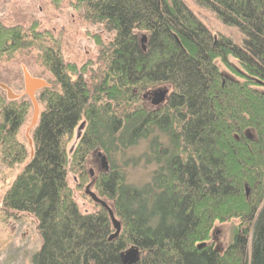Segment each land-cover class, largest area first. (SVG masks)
<instances>
[{
  "label": "trees",
  "instance_id": "16d2710c",
  "mask_svg": "<svg viewBox=\"0 0 264 264\" xmlns=\"http://www.w3.org/2000/svg\"><path fill=\"white\" fill-rule=\"evenodd\" d=\"M76 1L111 36L93 94L83 68L64 64L55 45L43 48L44 35L0 24V58L38 48L58 87L43 89L33 157L3 198L4 210L36 221L31 264H124L130 248L133 264H264V0H194L236 30L239 44L214 37L183 0ZM159 86L170 88L166 101L145 108L141 95ZM28 108L8 107L2 121L19 129ZM83 120L71 158L79 167L88 152L149 139V183L125 184L114 167L100 177L121 227L111 241L107 212H80L65 180V139ZM25 160L4 158L11 166ZM232 220L239 225L220 252L208 243L211 231Z\"/></svg>",
  "mask_w": 264,
  "mask_h": 264
},
{
  "label": "rangeland",
  "instance_id": "374dc122",
  "mask_svg": "<svg viewBox=\"0 0 264 264\" xmlns=\"http://www.w3.org/2000/svg\"><path fill=\"white\" fill-rule=\"evenodd\" d=\"M183 1L214 37L228 36L236 44H239L241 37L236 30L221 25L214 14L199 8L194 0ZM0 24L4 27L16 25L22 28L23 33L28 36L32 34L31 28L33 27L34 31L44 35L41 43L43 48L55 45L60 51L59 54L64 64L75 67L78 72L83 68L84 80L93 94L94 88L98 86L103 76L102 72L105 68L103 61L105 60L102 52L111 41V36L102 25L93 24L87 19L84 6L79 7L76 0H0ZM39 54V49L32 46L28 50L15 53L10 58L2 56L0 58V82L8 85L15 93L21 94L23 92L22 68H25L31 77L46 81L49 90H57L58 87L55 85L53 77L42 66ZM217 66L222 74L232 75L230 70L220 62H217ZM236 68L238 69V66ZM158 90L170 91V88L159 86L144 92L141 96L145 108L156 110L160 107L151 105L153 94ZM42 92L43 90L37 95L39 96ZM3 98L6 99L4 94ZM23 99L26 100V98ZM21 102L18 101L17 104ZM31 107L29 102L27 116L18 134L20 141L24 139L26 130L30 126ZM39 107V111L42 113L43 105L40 102ZM123 108L126 110L128 106ZM117 115H121L120 112ZM83 122L85 123L84 120L79 123L72 138L65 139L68 158L65 180L80 212L92 214L98 211V206L85 195L87 186H90L91 192L113 209L112 203L100 195L98 189L100 177L108 176L114 167L117 172L123 175L125 184L140 187L150 182L155 166L144 164V158L149 152V139L140 140L135 146L129 148L111 150L110 154H105L101 149L88 152L81 167L73 164L72 154L77 149L80 136L86 129L82 128L78 132ZM98 154L105 157L106 169L102 168L101 157H98ZM29 159L26 158L22 164L11 166L4 162V158H0V264H31L33 254L40 248L35 219L27 214L6 211L3 206L5 193L23 171ZM238 225L239 220L223 224L216 223L208 243H213L218 251H224L230 241L233 229Z\"/></svg>",
  "mask_w": 264,
  "mask_h": 264
},
{
  "label": "flooded vegetation",
  "instance_id": "af4514ba",
  "mask_svg": "<svg viewBox=\"0 0 264 264\" xmlns=\"http://www.w3.org/2000/svg\"><path fill=\"white\" fill-rule=\"evenodd\" d=\"M77 5L80 7L78 3ZM24 72H27V70L25 68H22L23 92L21 94L15 93L11 88H9L8 85L0 82V158H11V159L21 158V154H25V158H32L34 154V146L32 142V131H33V128H35L37 125L39 116L41 114L40 111H39L38 118H37L35 125L33 127L29 126L27 128L26 133L24 135V139H21V141L18 140V134H19L20 128L13 129L12 124L6 121L4 122L2 121V118H3L2 112L3 111L5 112L8 107H13L14 109H18V107L21 108L24 104L29 105V102L32 106V103L29 99L30 97H28L25 94ZM34 79H37V78H34ZM44 82L47 84L46 81ZM48 87L49 85L47 84L46 88ZM43 89L35 92V99L38 103V107H39V102L41 103L40 96L42 93H40L39 96L37 94ZM8 91L10 93H8ZM3 94L6 99L3 98ZM23 98H26L27 102ZM18 101H22V102L20 104H17ZM30 125H31V122H30ZM84 125L85 123L83 122L82 124L83 127L81 126V128H79L78 131H81L82 128H84ZM30 134H31V137H30ZM25 141L27 142L26 144H25Z\"/></svg>",
  "mask_w": 264,
  "mask_h": 264
},
{
  "label": "water",
  "instance_id": "95a60500",
  "mask_svg": "<svg viewBox=\"0 0 264 264\" xmlns=\"http://www.w3.org/2000/svg\"><path fill=\"white\" fill-rule=\"evenodd\" d=\"M145 37L141 40V42H145ZM24 85H25V94L30 97V101L32 103V119L30 127H33L37 121L39 108L38 103L35 99V92L47 87V84L40 79L32 78L27 72H24ZM8 93H10L8 91ZM168 90H158L156 93L153 94V99L151 100V105L158 107L161 106L167 99ZM82 126V125H81ZM83 127V126H82ZM81 128V127H80ZM98 157H101L102 168L106 169V159L105 157L98 154ZM85 195L98 207L100 206L103 208L109 217V220L112 224L113 230L112 235L109 237V240H113L118 237L121 227L119 221L115 218L112 209L101 199H99L93 192L90 190V186H87L85 189ZM138 257V252L136 249L132 248L129 251L125 252L122 258V262L124 264H133L136 262Z\"/></svg>",
  "mask_w": 264,
  "mask_h": 264
}]
</instances>
